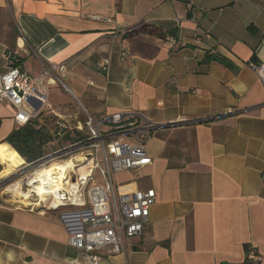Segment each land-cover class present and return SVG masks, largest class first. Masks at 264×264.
Returning a JSON list of instances; mask_svg holds the SVG:
<instances>
[{
  "label": "crops",
  "instance_id": "0c3cea01",
  "mask_svg": "<svg viewBox=\"0 0 264 264\" xmlns=\"http://www.w3.org/2000/svg\"><path fill=\"white\" fill-rule=\"evenodd\" d=\"M147 23L166 35L126 36ZM8 46L33 74L64 62L67 91L94 117L170 123L146 143L151 163L121 180L156 190L142 235L99 264H264V84L252 67L264 63V0H0V74ZM65 90L52 88V106L74 103ZM15 115L0 101V148L22 126ZM67 236L56 212L0 203V264H87Z\"/></svg>",
  "mask_w": 264,
  "mask_h": 264
},
{
  "label": "built area",
  "instance_id": "2783aa9c",
  "mask_svg": "<svg viewBox=\"0 0 264 264\" xmlns=\"http://www.w3.org/2000/svg\"><path fill=\"white\" fill-rule=\"evenodd\" d=\"M167 38L177 42L174 34ZM14 57L6 52L9 66L0 74V101L15 107L19 125L46 115L42 122L51 121L54 138L42 156L26 161L14 173L17 178L9 185L20 182L29 204H10L42 214L56 212L68 233L67 244L79 250L87 264L123 253L130 240L142 235L157 194L153 188L140 189L136 181L118 182L115 175L151 163L146 143L160 124L141 112L94 117L77 105L56 108L49 101L50 91L54 87L68 90L67 65L50 62L33 74ZM101 66L108 68L107 62ZM252 67L264 84V63L254 61ZM69 159L74 164L62 171L49 175L43 171ZM39 188L49 193L37 197ZM249 258L260 261L261 255L250 251Z\"/></svg>",
  "mask_w": 264,
  "mask_h": 264
},
{
  "label": "trees",
  "instance_id": "16d2710c",
  "mask_svg": "<svg viewBox=\"0 0 264 264\" xmlns=\"http://www.w3.org/2000/svg\"><path fill=\"white\" fill-rule=\"evenodd\" d=\"M140 32L162 36L166 35L161 27L147 23L139 25L128 31L126 36ZM7 52H12L13 55H15L10 46H8ZM16 58L17 57L15 56L14 60H16ZM204 60L206 62H218L225 66L234 68L232 62L222 55L208 53ZM51 128H53L51 121L41 122L40 119L31 120L26 124L15 128L2 142H7L11 148L16 150L23 160L30 162L42 156L45 150V145L53 140L54 137L52 135ZM9 171V164L7 162L0 161V178ZM1 202L3 201L0 197V203Z\"/></svg>",
  "mask_w": 264,
  "mask_h": 264
},
{
  "label": "bare ground",
  "instance_id": "6f19581e",
  "mask_svg": "<svg viewBox=\"0 0 264 264\" xmlns=\"http://www.w3.org/2000/svg\"><path fill=\"white\" fill-rule=\"evenodd\" d=\"M0 159L5 160L7 159L10 164H15V162H20L22 163L23 160L21 159V156L16 152L15 149H7V148H0ZM24 160V164H25ZM74 164V159H69L67 162L64 164H53L52 166L44 169L43 171L45 174L49 175L52 174L54 171H59V170H64L65 168L71 166ZM24 166V165H23ZM15 173V172H13ZM20 182H15L14 185L8 187V191L10 192L11 195V200L15 203H18L20 205H28V194L21 189V186L19 184ZM43 191V192H42ZM39 195L37 197H42L45 192L49 193V191L39 188L38 190ZM8 196V195H7Z\"/></svg>",
  "mask_w": 264,
  "mask_h": 264
},
{
  "label": "rangeland",
  "instance_id": "374dc122",
  "mask_svg": "<svg viewBox=\"0 0 264 264\" xmlns=\"http://www.w3.org/2000/svg\"><path fill=\"white\" fill-rule=\"evenodd\" d=\"M65 92L68 95V97L74 101V103L71 104V106L77 105L80 107L79 103H77L76 99L69 93V91L65 90ZM0 161L6 162V160H0ZM23 165H24V162L20 163L17 161L15 162V164H9L10 171L8 173L6 172L5 175L0 178V197L4 203H8V204L14 203L15 204V202H13L11 200V195H10V192L8 191V187L17 178V176H14L13 172L16 173L17 171H19V169H21L23 167ZM16 175H18V174H16ZM115 177L118 180V182L119 181L121 182V180L131 179L132 176H130L129 172L124 171V172L117 173L115 175ZM18 205L22 206L20 204H18Z\"/></svg>",
  "mask_w": 264,
  "mask_h": 264
},
{
  "label": "water",
  "instance_id": "95a60500",
  "mask_svg": "<svg viewBox=\"0 0 264 264\" xmlns=\"http://www.w3.org/2000/svg\"><path fill=\"white\" fill-rule=\"evenodd\" d=\"M169 125H170V123H164V124H160L159 127H167Z\"/></svg>",
  "mask_w": 264,
  "mask_h": 264
}]
</instances>
